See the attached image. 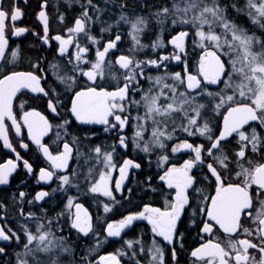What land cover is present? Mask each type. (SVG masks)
<instances>
[{
    "label": "snow or ice",
    "instance_id": "snow-or-ice-1",
    "mask_svg": "<svg viewBox=\"0 0 264 264\" xmlns=\"http://www.w3.org/2000/svg\"><path fill=\"white\" fill-rule=\"evenodd\" d=\"M65 2L69 7L78 4L81 11L74 23L64 28V34L51 35L48 0L36 13L42 34L15 26L24 15L21 0H11L9 6L7 0H0V142L3 150L15 154L14 159L0 163V186H10L21 165L37 185L56 183L50 191L41 189L29 199L30 193L19 190L26 183L22 180L7 200L0 199V219L8 220L11 206L18 221L17 230L0 226V242H4L0 264H168L167 252L172 264H179L176 244L184 250L186 232L180 231V225L185 219L186 230L197 229L196 246L188 252L189 264H264V0H243L242 6L238 0ZM230 9L245 15L252 30L230 17ZM57 19L62 25L66 23L59 10ZM153 21L159 29L156 39L150 45L142 44L140 37ZM93 25L100 26L98 35L92 34ZM121 26H127L133 46L128 54L109 60V53L121 41ZM30 31L49 50L52 41L58 42L56 62L40 54L35 61L27 58L28 70H19L22 49L20 45L13 48L10 39ZM165 32L170 36L171 54L137 59V53L145 48L155 51L166 47ZM105 34H109L106 41ZM190 35L194 47L200 49L195 74L187 59ZM81 38L87 41L85 45ZM93 46L94 57L90 59ZM70 47L75 48L74 53L69 52ZM65 57L61 65L59 61ZM172 61L183 64L182 71L169 72ZM42 63L55 71L64 86L62 92L42 85L45 76L37 74L46 71ZM146 69L157 74H147ZM119 70L124 71L120 74ZM85 77L89 83L82 86L79 79ZM105 80L115 81L114 86L97 82ZM142 81L147 82L146 88ZM212 86L217 90H211ZM26 95L44 99L46 110L60 122L53 124L26 100L20 101L18 119L14 101ZM133 121L129 137L125 129ZM74 123L103 125L105 133L114 132L116 137L111 144H85L87 152H83L82 142L95 133L77 135ZM10 129L18 147L31 151L25 140L30 141L46 166L34 170L33 163L11 142ZM22 129H26V136ZM54 129V138L45 143ZM178 131L203 138L204 143L180 139ZM229 138L235 140L232 147L227 146ZM174 140L178 143H172L169 152V142ZM129 141L133 151L147 158L149 169L156 154L154 175L160 185L153 186V175L137 183L143 193L163 196V204L154 206L149 200L139 211L126 210L119 219H110L109 214L115 215L116 209L123 207L122 201L131 203L133 188L125 182L131 171L142 169L135 159L124 158L119 164L115 160L117 149L127 151ZM177 153L188 158L172 162L170 157ZM74 154L77 160L84 157L92 162L85 173L70 168ZM116 171L118 176L113 175ZM125 190L127 197L123 196ZM117 192L121 199H117ZM57 194L59 200L55 199ZM88 200L98 210L102 207L103 215L98 211L94 216L82 202ZM142 221L150 226V243L145 242L144 232L128 237L134 223ZM84 240L89 242L80 245ZM113 242L120 247L99 254ZM13 245L19 250L9 253L7 249Z\"/></svg>",
    "mask_w": 264,
    "mask_h": 264
},
{
    "label": "flooded vegetation",
    "instance_id": "flooded-vegetation-1",
    "mask_svg": "<svg viewBox=\"0 0 264 264\" xmlns=\"http://www.w3.org/2000/svg\"><path fill=\"white\" fill-rule=\"evenodd\" d=\"M43 2H44V0H28L27 5H24L23 0H21L20 7L22 8L24 15L22 16V18L19 21L15 22V26L27 27L31 30H34L36 32H40L42 34V24L37 20L36 13L39 12V10H40L39 5ZM225 2L230 3V2H232V0H225ZM10 4H11V0H7L6 6H9ZM242 5H243V0H238V6H242ZM58 10L60 13H63L66 17V23L63 25L58 23V19H57V11ZM46 11L50 17V34L55 35L58 32L61 34H64V28L67 26H71L74 23V18L77 15H79L81 9H80L79 5L76 3H73L72 6L69 7L68 4L65 2V0H48V6L46 8ZM136 11H138V12L140 11L139 6H136ZM229 15H230V17L235 18L238 23H241L245 27H248L250 30H252V25L250 24V22L248 21V19L245 15H243V14L238 15L232 9L229 10ZM7 23L9 24V26H11V24H12V22L10 20ZM99 28H100L99 25H93L92 34L98 35L99 34ZM119 30L121 32V41L118 42V48L112 50L109 53V55L107 57L109 60L115 61V59L118 56H120L121 54H125V55L128 54V49L133 46L132 41H131V37L127 34V32H128L127 26H121V28ZM115 31L116 30L113 29V32L111 34V38H113V39L115 38ZM257 34L258 35L260 34L258 30H257ZM108 35L109 34H105V41L108 38ZM193 39H194V37L190 36V39L186 43V48H187V45H189V43H193ZM169 40H170V36H167L166 34H164V41L167 44V46L164 47L165 48L164 51H166V52L162 51L160 55H169L167 53V50L169 48H171V53L173 52L172 46H170V44L168 43ZM80 42L82 45H85L87 43V41L83 38H81ZM141 42H143L142 38H141ZM10 44L13 48L16 45L21 46L22 57H21V60L19 61V64H18L19 70H28L27 58L32 57L33 61H35L36 57L40 54H43L44 56H46L48 61L56 62L54 60V53L57 52L58 42L52 41L51 42V49L49 50L48 46L42 45L41 41L36 39L32 35L31 31L23 34L21 37H12L10 39ZM94 47L95 46H93L92 56L89 57L90 59L94 57ZM37 49H39V51H37ZM161 49L163 50V48H160V51H161ZM69 52L74 53L75 48L70 47ZM66 59H67V57H65L64 59H61L59 61L60 64L62 65ZM152 59H158V58L154 57ZM141 60H143V59H141ZM177 64H180V63H177ZM41 67L46 69V71L44 73H37L38 75L42 74L45 76V80L42 81V85L45 86L46 89L49 87H52V88L56 89V92H62L64 86L62 84H60L59 81L56 79L55 71L52 68L47 67V65L44 63L41 64ZM116 67L118 69V65ZM123 71L124 70H119V73L122 74ZM145 71L147 74H149L147 69ZM190 71L193 74H195L196 69H192ZM97 82L98 83H104L106 86H114V84H115V81H110V80L97 81ZM144 82L145 81H142V83H144ZM79 83L82 86H87V84L89 82L87 81V78L85 77V78H80ZM212 87H216V86H212ZM219 87H223V85L221 84V85H219ZM54 94L55 93H52V95H54ZM63 99L65 100V103H67V96L63 97ZM23 100L28 101V103L32 107H35V108H37L38 111L43 112L44 115L48 116L50 122H52L53 124L60 122V118L54 117L50 113V111L46 110V101L44 99H33L31 95L20 96L19 99L14 101V105H15L14 111H16L18 119L20 116V113L18 111L19 104H20V101H23ZM61 111L63 112L64 110L61 109ZM64 118L74 120V117H71L70 115H65ZM6 123H8L10 125V121H8ZM72 127H73V130H77L76 131L77 135H80L81 131L83 129L90 130V131L94 132L95 135L100 130L104 131L103 130L104 126L103 125H97V124L81 125L78 123H74ZM130 129H131V123L125 129V135L129 136ZM54 131H55V129L53 130L52 133H49V137L45 138V143L51 142V139L54 138ZM112 133L114 134V137H116V133H114V132H112ZM22 134L26 136V129H22ZM9 135H10L11 142L13 143L14 146L17 147V151L20 152L21 156H23L25 159H29V161L31 163H33V167H34V170L36 172H38L39 167L46 166L45 161H43V159L36 153V150H35L34 146L31 145L30 141L25 140L26 143L30 144V148L32 150L31 151H25V150L20 149L18 147L19 141L15 137L14 132L11 129L9 130ZM189 142L193 143V144H197V143H194V141H192L190 139H189ZM199 142L203 143L202 140ZM176 143H178V141ZM200 143H198V144H200ZM234 145H235V140L233 138H230L229 139V145H227V146L232 147ZM0 146L2 148V142H0ZM171 157H172L171 158L172 162H176V163H182L184 159L188 158V156L186 154L182 155L181 153H177V154H175V156H171ZM8 158L14 159L15 154L8 152L7 150H3V154L1 156L0 163H2L5 159H8ZM124 158H130V157L128 156V157H124ZM253 158H256V157H253ZM80 160H81V157L79 158V160H77V158L74 154L72 160H70V168H74V166L77 164L79 165V163H81ZM122 161L119 163H122ZM136 171L137 170H133L130 172L127 187L130 185V181L133 177V174H135ZM114 176H118V171L115 172ZM22 180L26 181V183L24 185H22L19 190H23V191L30 193V195H29L30 197L32 195H34L36 191H39L41 189L50 191L51 187L56 186L55 181H53L50 186H45L43 184L37 185L34 177H28L25 175V170L22 168V165H21V167L18 169L17 173H14V176L11 178L10 186H6L4 188L2 186H0V199H2L1 196H2V193L4 190H6L7 193H12L14 191H17L16 186L18 184H20V182ZM158 183L160 184L161 182L158 181ZM115 195H116V197H117V195L120 197L121 193L117 192V193H115ZM162 204H163V202H162ZM162 204H161V206H162ZM85 206L88 207L86 204H85ZM26 207L28 208V206L25 205V209H26ZM89 210H90V212H92V210L90 208H89ZM12 211H13L12 213H15L14 209ZM2 215H3V213H0V216H2ZM15 220L16 219L10 218V217L8 218L7 221L0 219V226H4L6 228V230H7V227H11L13 230H17V228L15 227V224H14V223H16ZM137 224L141 225L140 226L141 229H143V228L147 229L148 228V230L142 231V232L146 233V235L144 236L145 242L150 243V239H151L150 226L147 225L146 221L135 222L134 227ZM186 224H187V220L185 219V223L180 225V231L186 232V239L184 240V246H185L184 250L183 251L180 250L179 242H177V244H176L179 264H189L188 252L191 250L192 247L196 246V241L194 238L196 237L197 229L191 228V229L186 230V228H185ZM130 232H128V236H130ZM217 235L219 236L220 234L217 233ZM221 239H223V237H221ZM0 246H4V242H0ZM13 247H15V245H13ZM107 252L108 251L104 250L103 252L101 251L99 254L103 255V254H106ZM166 260H167L168 264H172L170 252L166 253Z\"/></svg>",
    "mask_w": 264,
    "mask_h": 264
},
{
    "label": "trees",
    "instance_id": "trees-1",
    "mask_svg": "<svg viewBox=\"0 0 264 264\" xmlns=\"http://www.w3.org/2000/svg\"><path fill=\"white\" fill-rule=\"evenodd\" d=\"M150 3H169V0H149ZM223 2H225V0H223ZM136 6H139V4H137ZM140 7V6H139ZM145 14H146V10H145ZM105 19H109V17L106 15L105 16ZM111 22V21H109ZM171 30V29H169ZM179 29H177L178 31ZM159 32L158 28L155 26V23L154 21L152 22V24L150 25L149 29L146 31V33L142 34V40H143V44L145 45H150L155 39H156V34ZM167 36L168 33L165 32ZM175 32L173 31L172 34H174ZM165 48H163V50L161 49H156L155 51L152 50L150 47L149 48H145L143 51H140L137 53V59H152V58H158V55L161 54V52H166L164 51ZM186 51L188 53L187 55V59L189 61V70H192V69H196L197 67V59H198V53L200 51V49L198 47H194L193 43H189V45H187V48H186ZM167 53L168 54H171V48H169L167 50ZM183 64H175L173 61L171 63L168 64V70L169 72H178V71H182L183 69ZM147 71L149 72V74L151 75H156L157 72L153 69H147ZM160 72L162 73L163 72V69L160 70ZM143 86L146 88L148 85H147V82H144L142 83ZM211 90H217L216 87H212ZM136 99H139V95L136 96ZM143 111V109H141V112ZM136 115V111L133 110L132 111V116H135ZM132 123L131 122V129H130V132H129V137H131L132 133H133V127H132ZM213 123H215V121H213ZM84 132H89L90 134L91 133H94L90 130H86V129H83L81 131V134L82 135ZM180 139H185V138H188L192 141H194V143H200L199 141L202 140V142L204 143V140L203 138H197V137H187L186 134L184 133H181V132H177L176 134ZM115 139L114 137V134L112 132L110 133H105L104 131H98L96 133L95 136H92L90 140H84L82 142V145H81V151L83 152H87V149L84 147L85 144H91V145H96V144H111L113 142V140ZM177 140H174V141H171L169 142V145H168V151L170 152V149H171V145L172 143H176ZM3 154V150L0 146V159H1V156ZM130 157L131 159H135L137 160V162H140L142 164V169L140 170H137L135 172V174H133V177L130 181V185L128 187H131L133 188V194L131 196V203H128L126 200L125 201H122V204H123V207H118L116 209V214L113 215V214H109V218L110 219H119L120 218V215L121 214H124L126 215L127 214V211L126 210H131V211H139L142 209V206H143V202H147L149 200H151L154 204V206H161L162 202H163V196H161L160 194L158 193H143L141 191V187L142 185H138V181H142L144 180L145 176L146 175H153L154 176V179H153V186H159L160 184L158 183V178L155 177V173L157 171L156 169V165H155V161H156V154H153L151 159L153 161V164H152V167L151 169L148 168V165H147V158L144 157V154L143 153H138L137 151H133L132 149V146H131V142L129 141V147L127 149V151L123 150V149H117V153H116V156H115V160L117 163L121 162L124 157ZM172 157H170L171 159ZM81 163H79V165H75L74 168H78L79 172L81 174L85 173L88 169V167L91 166V161L89 162H86L85 158L84 157H81ZM56 187V186H55ZM9 191V190H8ZM72 194H75L74 190H73V193ZM10 195V193H7L6 190L3 191L2 193V196L1 198L4 199V200H7V197ZM124 197H127L128 196V193L127 191L125 190L124 194H123ZM29 199L31 198L30 196L28 197ZM56 200H59V194H57ZM103 199V198H102ZM117 199H121V196L119 197L117 195ZM93 212L94 215L97 214V212L99 211V214L100 215H103V210H102V207L98 210L97 209V206L91 202V200H88V201H83ZM27 206V205H26ZM45 207H48V204L46 203L44 205ZM28 208L26 207L25 210H27ZM13 209L11 208V206L9 207V217L10 218H13V216H15V213H12ZM33 210H36L38 211V209H33ZM58 210V209H57ZM16 223L15 224V227L17 228L18 227V221L15 220ZM141 225L137 224L135 227H133V229L131 230L130 232V236L128 237H135L138 233L142 232V231H146L148 230V228H143L141 229L140 228ZM194 229V228H192ZM68 233L65 232V235H67ZM89 241H80L79 244L80 245H84V244H87ZM120 247L119 243H116V242H113L112 244H109L108 246L104 247L101 249V251L103 252L104 250L105 251H108V252H111V251H114L116 248ZM15 250H19V249H16L15 247L11 246L7 249V251H9V253H12L13 251ZM100 251V252H101ZM128 257L125 256L124 257V261H127Z\"/></svg>",
    "mask_w": 264,
    "mask_h": 264
},
{
    "label": "water",
    "instance_id": "water-1",
    "mask_svg": "<svg viewBox=\"0 0 264 264\" xmlns=\"http://www.w3.org/2000/svg\"><path fill=\"white\" fill-rule=\"evenodd\" d=\"M191 36V35H190ZM190 36L187 38V40H186V43L188 42V40L190 39ZM171 46V45H170ZM97 125H99V124H97ZM230 139V138H229ZM69 164H70V161H69ZM13 176H14V174H13ZM128 181H129V178H128V180L125 182L126 183V185L128 184ZM3 188L4 187H6V186H2Z\"/></svg>",
    "mask_w": 264,
    "mask_h": 264
},
{
    "label": "rangeland",
    "instance_id": "rangeland-1",
    "mask_svg": "<svg viewBox=\"0 0 264 264\" xmlns=\"http://www.w3.org/2000/svg\"><path fill=\"white\" fill-rule=\"evenodd\" d=\"M159 30V29H158ZM166 34V33H165ZM141 37H142V35H141ZM156 37V36H155ZM140 40H141V38H140ZM132 41V40H131ZM142 43V42H141ZM133 44V43H132ZM165 45L167 46V44H166V42H165ZM144 50V49H143ZM142 50V51H143ZM140 52V51H139ZM174 63H179V62H176V61H173ZM113 175H115V172L113 173Z\"/></svg>",
    "mask_w": 264,
    "mask_h": 264
}]
</instances>
